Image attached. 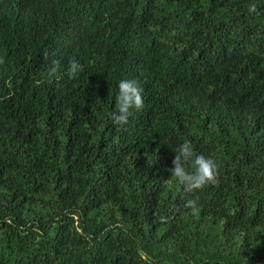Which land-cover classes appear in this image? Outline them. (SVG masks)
Instances as JSON below:
<instances>
[{
    "label": "trees",
    "instance_id": "1",
    "mask_svg": "<svg viewBox=\"0 0 264 264\" xmlns=\"http://www.w3.org/2000/svg\"><path fill=\"white\" fill-rule=\"evenodd\" d=\"M0 264H264V0H0Z\"/></svg>",
    "mask_w": 264,
    "mask_h": 264
},
{
    "label": "clouds",
    "instance_id": "2",
    "mask_svg": "<svg viewBox=\"0 0 264 264\" xmlns=\"http://www.w3.org/2000/svg\"><path fill=\"white\" fill-rule=\"evenodd\" d=\"M249 12L256 13L255 5L249 7ZM47 59V53L44 54ZM60 69L58 60L51 61V67L47 69V75L50 79L56 78ZM82 66L75 59H71L66 70L70 79L77 77ZM143 89L134 79H121L118 83V95L116 97L117 110L111 114L112 123L114 125H126L128 118L131 115L130 109L137 111L144 107V98L142 95ZM175 156L172 160L173 167L169 169L172 176L183 186L184 191L192 193L200 190L209 184L217 182V164L210 157H205L201 154H194L190 142L182 143L175 151ZM194 157V159H193ZM191 162L193 170L190 172L186 168V163ZM187 206L196 208L195 200H188Z\"/></svg>",
    "mask_w": 264,
    "mask_h": 264
}]
</instances>
